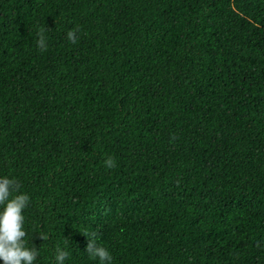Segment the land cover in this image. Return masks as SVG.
<instances>
[{"label": "trees", "instance_id": "1", "mask_svg": "<svg viewBox=\"0 0 264 264\" xmlns=\"http://www.w3.org/2000/svg\"><path fill=\"white\" fill-rule=\"evenodd\" d=\"M0 176L35 264H264V0H0Z\"/></svg>", "mask_w": 264, "mask_h": 264}, {"label": "clouds", "instance_id": "2", "mask_svg": "<svg viewBox=\"0 0 264 264\" xmlns=\"http://www.w3.org/2000/svg\"><path fill=\"white\" fill-rule=\"evenodd\" d=\"M79 28H71L66 32V37L72 43L78 39ZM47 37L41 32L38 34L37 47L41 50L47 48ZM104 166L112 169L116 161L109 156L104 161ZM19 182L15 178L0 176V264H35L39 251L35 247H28L24 227L25 217L23 210L30 202L26 192H19ZM43 239L45 237L41 235ZM67 239L65 240V244ZM85 252L92 260L99 264H112L113 256L107 247L98 244L94 238H88ZM69 251L66 246L57 245L53 264H66Z\"/></svg>", "mask_w": 264, "mask_h": 264}]
</instances>
